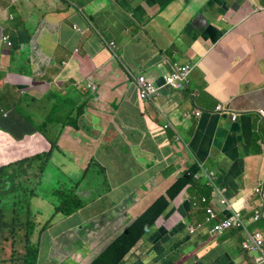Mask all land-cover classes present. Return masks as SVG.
I'll use <instances>...</instances> for the list:
<instances>
[{
	"label": "crops",
	"instance_id": "crops-1",
	"mask_svg": "<svg viewBox=\"0 0 264 264\" xmlns=\"http://www.w3.org/2000/svg\"><path fill=\"white\" fill-rule=\"evenodd\" d=\"M0 35L12 41L11 47L0 46V168L35 152L23 149L27 142L34 143L30 137L46 144L30 128L17 124L25 117L40 116L31 110V99H22L23 94L40 93L43 99L32 98L52 107L51 99H56L53 105L59 102L66 87L71 95L74 91L84 96L69 112L71 118L81 120L78 128H68L75 136H83L73 146L65 144L63 152L57 146L52 149L49 160L53 152L61 158L56 163L62 180L56 183L76 186L80 176L75 181L77 174L70 168L79 165L78 155L95 153L97 147L100 156L104 149L112 154L125 135L131 138V149L121 150L126 155L115 152L117 156H112L115 165H121L119 158H129L122 162H128L133 173L131 182L125 177L111 179L127 184L128 198L124 201L120 193L115 197L117 204H131L136 183L146 193L158 192L149 195L154 200L146 209L132 207L135 212L143 213L159 198L167 204L154 208L160 209L157 213L150 210L153 226L146 227L144 241L130 250L128 264H257V259H263L260 252L244 250L242 243L256 234L264 236V214L253 218L254 209L264 202V130L254 123L236 124L225 115L203 113L198 118L189 114L192 106L210 112L220 105L243 114L241 122L248 112L259 123L253 111L264 109V0H0ZM105 40L114 41L118 57L109 53ZM163 60L192 65L188 92L162 88L155 104H148L139 99L134 77L143 74L162 84V75L169 71ZM87 84L95 85L96 91ZM115 96L137 98L134 114L114 104ZM20 104L23 111L18 109ZM38 109L43 112L46 106L39 104ZM79 110L82 113L77 115ZM164 118L173 126L163 135ZM102 133L106 136L97 140ZM69 147L73 163L63 154H68ZM215 150L243 161L239 180L228 173L227 164L219 170L215 184L219 187V180L226 177L230 183L225 191L213 190L200 164L213 157ZM147 164L154 165V173ZM39 166L40 161L36 166L34 162L38 177ZM148 173V182L140 183ZM26 183L21 184L23 191ZM259 183L261 195H256L253 189ZM200 200L217 208L222 219L227 214L225 206L235 209L228 218L241 224L239 230L218 239L202 231L188 236V227L202 220L194 206ZM241 207L246 210L240 211ZM138 253L141 259L132 257Z\"/></svg>",
	"mask_w": 264,
	"mask_h": 264
},
{
	"label": "rangeland",
	"instance_id": "rangeland-1",
	"mask_svg": "<svg viewBox=\"0 0 264 264\" xmlns=\"http://www.w3.org/2000/svg\"><path fill=\"white\" fill-rule=\"evenodd\" d=\"M117 71L120 72L118 69H117ZM90 81L93 82V81H95V79L91 78ZM89 89L94 91V89L91 86L89 87ZM118 90H121V88ZM72 92H73V95H71L70 91L66 87H64V90L62 92L61 99H60L61 101H59V102L55 103V105H53V102L56 99L55 100L51 99L52 100L51 101L52 107L47 102H41L40 103V102L33 99V98H35L37 100L43 99L41 97L40 93H38V94L31 93L30 94L31 97L29 95H26L27 99H31V101H30L31 110L36 111L37 112L36 114L40 115L38 119H37L36 115L31 116L32 119L36 118L38 120L37 122L42 123V121L44 122V120L47 117V114L50 112L49 110L51 108H53V112H54V114L52 115V116H54V119L50 118L48 120L50 123L47 126L42 128L39 126V124H37V129H39L38 137L42 138L46 144H43V141L32 136V137H30V140H33L34 143L27 142L26 146L23 148L24 150H28V151L35 149V152L33 150L31 151V156H33L34 154H39V153L43 152L45 146H47V148L45 150H48L54 146H57V150L60 152H63L62 147L65 144L71 143V146H73L74 144L72 142L75 140H79L78 139L79 136H83V134H79V133H76V134H78V137L75 136L74 133L69 131V129L70 130H73V129L68 127V126H66L65 128L61 127V122H64V121H66L72 117L69 115L66 117H64V116L68 113V111L71 112L73 108H76L78 106V104H80L82 102V99L84 97L82 93L77 95L74 93V91H72ZM121 93H122V90H121ZM136 99L137 98L126 97V96L122 99H119L117 96H115L112 98L111 101L114 104L119 105L120 107H124L127 110V113L129 115H133L135 112L136 102H138V100H136ZM145 101L148 104H155L157 99L153 96V97L147 98ZM25 103H27L26 99H25ZM39 104H43L46 106V109L43 112L38 109ZM19 106H20L18 108L19 111H23L22 104H20ZM234 112H236V111H234ZM240 112H244V111L241 110ZM244 117H245L244 121L241 122V120H240L239 122H236V124L242 125L243 123H246L247 125H252L254 123L255 126L258 125V123L255 121V119L252 118L250 115L246 114V116H244ZM263 119H264V117H263ZM74 120H76V119H74ZM76 121L78 122V120H76ZM112 123H114V127H115L116 121L113 120ZM111 124H110V126H111ZM102 126H104V124H102ZM102 126H98V127L103 128ZM163 126H164V124H163ZM109 129H110V127L106 128L104 130V132L108 131ZM166 132H167V129H162L160 134L164 135V134H166ZM115 135H116V138H118V135L116 132H115ZM103 136H106V135L105 134L103 135V133H102L101 136H98L97 140L102 139ZM27 140L29 141V139H27ZM22 141H23V139L20 140V142H22ZM131 144H132L131 138H128V136L123 135L121 138V146H118V149L112 148L111 152H112V154H115V155H116L115 152H118L119 154H122V155H126V154L122 153V151H121V150H123L122 147L130 150ZM108 145H111V143ZM145 146H147V145L145 144ZM5 148H11V145H6ZM70 148L71 147L67 148L68 154L66 152H64L63 154H64L67 162L73 163L74 162L73 158L69 155ZM99 148L100 147H97V149L95 150L96 151L95 155H97V157H96L97 161H96L95 165L93 166V169H95L101 175H98V178L95 179V182L93 184V188H91V190H89V192H88V194H90V192L93 191L90 194V201H91L90 207H91L92 211H99V210L113 211L115 209H119L120 207L108 208L107 204L108 203L110 204V202H112L113 205H117L119 199L115 200V197L117 196L116 191H114L116 189V186H112L111 182L109 183V181L107 179V175H109L111 178H117L118 180H122L123 177H125L126 180H132V177H131L130 172L127 169H123L121 167V165H115V160L113 159L114 157L112 156L111 153L107 154L105 149L101 152V156H102L101 157ZM262 149H263V147H262ZM31 156H29V157H31ZM215 156L220 157L221 155H220V153L216 152ZM91 157H93V153H91V152H89L88 154L81 153L78 155L77 159L79 161V165H75V166H72L70 168L72 171V174L73 173L77 174V176L73 178L75 181L78 179V177L81 174L82 168H80V166L83 167L90 160ZM49 159L50 158H48V155H47L45 157L42 156L41 159L34 158V161L32 162V165L35 162V166L38 164V161H44V163H45V168L39 174L40 180L38 182V187L36 186L37 178H38V172L37 171L36 172H30L26 168H24V166H21L22 170L24 171V176L22 174H20L18 176L20 179V182L29 181V183H26V186H25L26 190L25 191L30 190L32 184H35L34 185V192L35 193L33 194L34 198L31 201H29L28 203L32 202V211H31L32 215H33L34 219L36 217V221H40V222H44L46 217L49 216L52 212V209H53L52 205L57 200V197L53 194V191L60 185H63V187H65V184H66L65 181H62L63 183L62 182L56 183V182L62 180V173L60 172L62 170L57 169L58 165L56 163V161H59L61 159L59 154H57L56 152H53L52 159L51 160H49ZM119 160H120V162H122V160L129 161V158L123 156L122 160L120 158H119ZM160 164H161V162H156V166H158ZM147 165H148L147 170L150 173H154V170H155L154 165H150V164H147ZM247 166H248V162H246V167ZM8 169H9L10 173H12V171L14 170L13 174L17 175L18 170H15V169L10 168V167ZM131 171L133 172V169H131ZM156 172H157V170H156ZM149 178H150V175L148 173L145 176V180H141L140 183L143 184V183L148 182ZM105 183H106V187L109 189V191L107 190V188L102 190V191L96 190V187H100ZM21 184H20V187H22ZM83 184H86V180L83 181ZM123 186H124L123 189L120 188V185H118L117 188L123 195L122 199H126V198H128V196L126 194L127 192H125L126 191L125 187L127 186V184H124ZM134 190H135V193H133ZM152 192L156 193L158 191L156 189L154 191L150 190L148 193H146L145 190L141 187V185L136 183L134 186H132V191H131L130 196L134 200H137V202L133 205L128 206L129 212L127 210H120L118 213H115V214H111L110 212H108L105 214L97 215V216L93 217V219H91L92 220L91 224H93L92 227L86 226V225H81L83 230L81 229V227L76 228V231H74V233L71 232V234L69 235L70 238L69 237H66V238L54 237V238L45 239V238H43V236H42V238H40V237H37V229H38L37 228L36 232L31 236V241L33 244L38 245L40 248H45L44 251L40 254L39 263L40 264H76L72 260L71 261L67 260V259L65 260V257L70 255L74 261H78L80 264H87L89 261L92 260V258L94 256H96L99 253V251L104 249L106 244L108 242H110V240L112 238L116 237L120 232H122L123 229H126L134 221V219L139 214L142 213V210L135 212L132 209V207L135 206V207H139L141 209H144L145 206H147L151 200H154V197L149 196L152 194ZM23 193H24L23 191H16L15 195L20 196ZM88 194H87V196H88ZM86 197H83L84 203H88V199ZM0 202H1V200H0ZM25 203H27V201ZM8 208H10V207H8ZM3 209H7V208L5 207V205H0V210H3ZM62 227L64 229V227H65L64 224H62ZM50 231H48V232H50ZM85 231H87L88 234H86L87 232H85ZM73 235H75V238L77 239L76 245L80 243L79 246H75L74 244H71L73 241ZM119 235H122V233ZM18 237H20V236L18 235ZM18 237L17 238L10 237V239H9L10 241H8L7 243H5V244L0 243V251L4 254L11 252L12 245H14L15 250L20 249L21 245H22V241L19 240ZM134 237H136V236H134ZM140 237H141L140 240L144 241V238L146 237L145 233ZM82 242H85V244ZM65 246H67L66 252L62 249ZM72 247L75 250H70ZM59 252L62 255L59 254ZM74 253H75V255H74Z\"/></svg>",
	"mask_w": 264,
	"mask_h": 264
},
{
	"label": "trees",
	"instance_id": "trees-1",
	"mask_svg": "<svg viewBox=\"0 0 264 264\" xmlns=\"http://www.w3.org/2000/svg\"><path fill=\"white\" fill-rule=\"evenodd\" d=\"M105 47L111 55L113 56L116 55V46L113 40H105ZM116 57H118V54L116 55ZM26 95L27 93L23 94V100ZM78 113H82L81 110L77 112V115ZM53 114L54 112L52 108L51 112L45 118L44 122L42 121V123L37 122L38 120L36 118L32 119L31 116H28L24 118L22 123H17V124L20 125L21 128L24 127L30 128L31 131H33V133L38 134L39 129H37V124H39L40 127L44 128L50 123L48 121L50 118L54 119V116H52ZM68 115H69V111L64 117ZM74 119L80 120L78 117L70 118L64 122H61V127L65 128L66 126H68L76 130L78 128L77 124L79 123H77V121ZM31 134L32 133H30L29 135ZM117 145L118 143H116V146ZM54 147L48 149V151L46 152H41L39 154H34L31 157L19 159L12 164H8L7 166H3L0 168V197H3V199L6 202L5 205H7L5 206L7 209L0 210V243L5 244L8 241H10L9 240L10 237L17 238L18 235L20 236L18 237V239L22 241V245L20 249L15 250L14 245H12L11 252L4 254L0 251V264H40L39 257L45 248H40L38 245L33 244L31 241V236L36 232L37 228H38L37 237L42 238L43 236V238L45 239L54 238V237L66 238L69 237L71 232L74 233L75 228L78 226L86 225L92 227L93 224H91L92 222L91 219H93V217L108 212L110 213L112 212L108 210L92 211L90 207L91 204L90 194L93 191H91L90 194H88V192L89 190H91V188H93V184L95 182V179L98 178V175H101L99 172L93 169V166L97 161L96 158L97 155L93 153V157H91V159L82 167L80 178L76 182L77 183L76 186L75 185L70 186L71 185L70 184L66 187H63L62 185L57 187V190L53 193L57 197V200L55 204L52 205L53 209L51 214L46 217L44 222L36 221V217L34 219L31 212L32 202L31 203L28 202L34 198L33 194L35 193L34 192L35 184H32L30 190L23 191V189H21L20 187V184L23 181L20 182L18 176L20 174L24 176V171L22 170L21 166H24V168H26L28 171L33 172L32 162L34 161V158L41 159L42 156L45 157L47 155L49 158L51 156V151L52 149H54ZM122 149L124 150L125 148ZM129 166L132 167L131 165H128V162H123V163L121 162V167L123 169H127ZM9 167L18 170L17 175L13 174L14 170L12 171V173H10L8 169ZM44 167H45L44 161H40L39 168L41 169V171L44 169ZM128 171L132 176L133 172L131 171V168H128ZM37 179H39V177ZM107 179L109 183L111 182L112 186H116V189L114 191H116L117 193L116 195H119L121 192L118 190L117 187L118 185H120V188L123 189L124 188L123 185L125 183H123L122 181H118V182L112 181L111 180L112 178L109 175H107ZM85 180H86V184H83V181ZM127 181L131 182V180H127ZM81 183L83 184V188H81L82 187ZM106 188L107 187L105 183L100 187H96V190L102 191ZM125 188L127 191V186ZM107 190L109 191L108 188ZM16 191H23L24 193L20 196H17L15 195ZM83 197H86L88 199V203H84ZM130 199H131L130 205H132L134 200L132 198ZM125 200L126 199H124V201ZM26 201L27 203H25ZM122 205L124 206V202L122 203ZM115 206L116 205H113L112 202H110V204L109 203L107 204L108 208H114ZM159 206L161 207L167 206L164 199L159 198L158 200H156L152 205V207H150L145 214L143 213L144 215H142L135 222L129 225L124 230L122 235L112 238L110 242L106 244L104 249L99 251V253L96 256H94L92 260L89 261L87 264H124L125 262L124 257L141 239L140 236L144 234L146 227L150 228L153 226L155 217L153 218L152 214H154V212L157 213L160 211V209H154V208H158ZM124 207L128 209V206H124ZM152 209H154L153 213L150 214V210ZM84 217H86L87 219H84ZM62 224H64L65 226L64 229L62 227ZM193 224L196 223H192L191 225ZM86 234H88V232ZM76 241L77 239L75 238V235H73V241L71 244H74L75 246H79L80 243L76 245ZM82 243L85 244V242ZM62 249L66 252L67 246L63 247ZM70 250H75V249H73L72 247ZM59 254L61 253L59 252ZM66 259L70 261L72 260L76 264H80L78 261H74L70 255L66 256L65 260Z\"/></svg>",
	"mask_w": 264,
	"mask_h": 264
},
{
	"label": "clouds",
	"instance_id": "clouds-1",
	"mask_svg": "<svg viewBox=\"0 0 264 264\" xmlns=\"http://www.w3.org/2000/svg\"><path fill=\"white\" fill-rule=\"evenodd\" d=\"M77 31L82 32L81 30H77ZM11 43H12V41H11ZM8 47H11V46H8ZM162 64L165 65V66H168V68H169V71H167L166 73H164L162 75V80H163L162 84H157V83L153 82L152 80L149 79L148 76H145L143 74H138L137 77H134V83H135V86L137 88V93H138L139 99L145 101L147 98L153 97V96L156 99H158V96L160 95V93L162 91V88H166V89L172 90V92L177 93V94H180L182 92L183 93H187L188 92L189 77H190V74H191V72L193 70L192 65L190 63H183V62H178V61L170 62L168 60H163ZM183 71H185V73H186L184 78L183 79L181 77L178 78L180 73H182ZM170 77L177 78V79L175 81H170L169 80ZM178 84H182V87L181 88H177ZM90 86L94 89V91H96L97 88L93 84H87L86 87L89 88ZM141 91H145V94H144L143 97L140 95ZM217 108H218V110H217ZM197 109L198 108L192 106L191 107V112H190L191 114H189V115H193V116L198 117V118L201 117L202 116L201 114H203V113H206V114L212 113L213 115H221V116L225 115V116H228L230 121L234 122V123L239 122L240 119H241L240 118L241 115H243V114H238L237 112H234L231 109L223 108L220 105H216L214 107V110L210 111V112H203L201 109H199V110H197ZM50 112H51V110H50ZM196 112H198L199 115H196L195 114ZM247 113L248 112H246L244 115H246ZM253 113L257 114V116L259 118V123H258L257 126L259 127V129L264 130V124L262 123L264 121V119H263V117H264V109L261 108L258 111L257 110L253 111ZM48 114H47V116H48ZM164 119H165L166 122L164 123V126L162 127V129H167V130L171 129L172 126H173L171 124V122L168 119H166V118H164ZM255 127H253V128H255ZM177 139L183 141L180 137H177ZM261 145L262 146L264 145V141L263 140L261 141ZM216 152L217 151L215 150L214 151V156L210 157V159H208V160L207 159H202L200 164H201V167L203 168L205 176H207V178L209 179L211 185L213 186V190H224L225 191L226 187H228V185L230 183L227 180L226 177L221 178L219 180V187H217L216 184H215V183H217L218 177H220L219 176V170H222L223 166L225 164H227L228 173L234 175V177H235L234 180H239V178H241V176L243 174V170H242V167H241V164H242L243 161H240L236 157L229 156L227 154H221V153H220V155H221L220 157H216L215 156ZM200 177H201V174H199L196 178L199 179ZM259 185L261 186V184L259 183L253 189V193L256 194V195H259V194L255 193V189ZM239 188H241V187H239ZM0 200H1L0 205H5L6 204V202L3 199V197H0ZM241 202L244 203V200H241ZM5 206H7V205H5ZM194 206L196 207V211L198 213H201L203 217H202V220H199L200 223H196V224L190 225L188 227V229H187L188 230V236H192L193 237L194 235H196V234H198L199 232L202 231V233L206 232L209 235V237H211L212 239H218V238L222 237L223 235L226 236L227 234H229L230 233L229 231L239 230V228L241 227V225L240 226L238 225V221L236 219H234L235 224H234V226L231 229H223L222 231H217V229L215 228L218 223L220 224L221 221L227 219L228 217H230L236 211L232 207H229V206H225L224 207L225 213H227V214H226L225 218L223 217V219H222L220 217V212L218 211V209L215 208V207L210 206L208 203H206V201L200 200L198 205L194 204ZM115 207H120V208L113 210L111 212V214L118 213L120 210H128L122 205V203L117 204ZM150 207H152V205ZM149 208L147 210H145L143 213L145 214L149 210ZM239 210L240 211H245L246 208L245 207H241V209H239ZM143 213L139 214L134 219L133 222H135L138 218H140L142 215H144ZM84 219H87V218L84 217ZM78 227H81V226H78ZM78 227H76V228H78ZM76 228H75V231H76ZM81 229H82V227H81ZM124 230L125 229H123L122 232H120L119 234L123 233ZM257 237H263L264 238V236H262L260 234L254 235L252 240L243 241V243H242L243 249L246 250V251H249V252H251V251L260 252V251H257V250L247 249L244 246L245 243H247V242L250 243ZM149 238H151V236H149ZM142 253H138L137 255L132 256V257H134L135 259H139V258L141 259ZM127 255L124 257V260H125L124 264H128L129 263V261H127V260H130V259H129V256H127ZM261 256H262V253H261ZM263 262H264V260L259 258V259H257L256 263L257 264H262Z\"/></svg>",
	"mask_w": 264,
	"mask_h": 264
},
{
	"label": "built area",
	"instance_id": "built-area-1",
	"mask_svg": "<svg viewBox=\"0 0 264 264\" xmlns=\"http://www.w3.org/2000/svg\"><path fill=\"white\" fill-rule=\"evenodd\" d=\"M73 28L76 29V30H80L77 26L73 25ZM0 44H5L6 46H11V41H10V38L9 36H1L0 37ZM112 45V43H111ZM185 71H183L182 73H180V75L178 76L181 77L182 79L184 78L185 76ZM177 78H173V77H170L169 80L170 81H175ZM182 87V84H178L177 85V88H181ZM145 94V91H141L140 95L143 97ZM218 110V108H217ZM196 115H199L198 112L195 113ZM261 186L259 185L256 189H255V193L261 195ZM264 214V202L261 206L259 207H256L254 209V212H253V218L255 219H258L260 217V215H263ZM235 222H234V218H227L223 221L220 222V224L218 223L216 225V229L217 231H222L223 229H231L233 226H234ZM238 225L240 226L241 224L238 222ZM245 248L247 249H250V250H257V251H260L262 253V258L264 260V238L263 237H257L255 238L252 242H247L244 244ZM261 259V258H260Z\"/></svg>",
	"mask_w": 264,
	"mask_h": 264
},
{
	"label": "water",
	"instance_id": "water-1",
	"mask_svg": "<svg viewBox=\"0 0 264 264\" xmlns=\"http://www.w3.org/2000/svg\"><path fill=\"white\" fill-rule=\"evenodd\" d=\"M0 37H1V35H0ZM0 46H2V44H0ZM3 46H5L6 48H8L5 44Z\"/></svg>",
	"mask_w": 264,
	"mask_h": 264
}]
</instances>
